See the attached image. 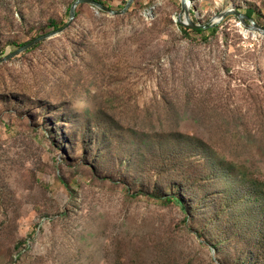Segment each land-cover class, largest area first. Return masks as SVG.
Returning a JSON list of instances; mask_svg holds the SVG:
<instances>
[{
    "label": "rangeland",
    "instance_id": "1",
    "mask_svg": "<svg viewBox=\"0 0 264 264\" xmlns=\"http://www.w3.org/2000/svg\"><path fill=\"white\" fill-rule=\"evenodd\" d=\"M75 1L0 0V58ZM188 3L264 27V0ZM181 12L80 4L0 64V264H264V36Z\"/></svg>",
    "mask_w": 264,
    "mask_h": 264
},
{
    "label": "water",
    "instance_id": "2",
    "mask_svg": "<svg viewBox=\"0 0 264 264\" xmlns=\"http://www.w3.org/2000/svg\"><path fill=\"white\" fill-rule=\"evenodd\" d=\"M133 2H134V0H128L126 3V6L122 10L119 11V10L112 9V8L102 4L98 0H76L70 8V18L66 24H64L63 26H61V27H59L53 31H50V32L45 33L43 35H40L39 37H37V38L25 43L24 45L20 46L19 48L15 49L14 51L9 53L8 55L0 58V64L4 63L6 61H9L12 58H14L15 56L27 51L28 49L32 48L37 43H39L43 40L52 38L54 36H57V35L63 33L64 31H66L69 27H71L72 23L74 22V20L76 18V8L80 4H90L93 7L97 8L101 11L107 12L109 14L122 15L128 11V9L131 7ZM181 2H182V12L180 14L178 22L181 25H183L185 28H188L190 30H207L209 28L215 27L216 25H218L219 23H221L222 21H224L228 17L234 16L239 20V22L244 27L250 29L252 32H254L256 34L264 36V27L259 26L251 18H249L247 15L240 13L239 11L235 10L233 7L222 12L216 18H213L210 24H207V25L194 24L189 18L188 0H181Z\"/></svg>",
    "mask_w": 264,
    "mask_h": 264
},
{
    "label": "trees",
    "instance_id": "3",
    "mask_svg": "<svg viewBox=\"0 0 264 264\" xmlns=\"http://www.w3.org/2000/svg\"><path fill=\"white\" fill-rule=\"evenodd\" d=\"M99 2H101L102 4H104V5H106L102 0H98ZM107 6V5H106ZM101 11V10H100ZM252 13L253 12H249L248 13V17L249 18H251L252 17ZM52 27H54L55 29H57V28H59L58 26H57V24L55 23V22H51V24H50ZM179 26V28L183 31V32H186L187 31V29L183 26V25H181V24H179L178 25ZM216 28H214V29H207V32H209V33H214V32H216ZM192 32L193 33H197V34H202V33H204L205 32V30H192ZM164 202L166 203V204H170V203H177V204H179L180 206H182L183 207V209H185V206H184V204H183V202L180 200V199H178L177 198V196H172V197H169V198H167V199H164Z\"/></svg>",
    "mask_w": 264,
    "mask_h": 264
}]
</instances>
